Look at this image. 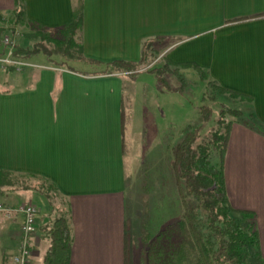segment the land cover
<instances>
[{"label": "crops", "instance_id": "crops-1", "mask_svg": "<svg viewBox=\"0 0 264 264\" xmlns=\"http://www.w3.org/2000/svg\"><path fill=\"white\" fill-rule=\"evenodd\" d=\"M24 3L29 23L50 31L73 18L75 0ZM15 8L16 0H0V17L11 15ZM81 38L85 56L103 63L138 62L142 44L159 39L156 43L164 47L163 57L171 68L195 74L194 68L181 67L195 64L206 80L252 98L249 106L259 128L234 121L225 178L231 205L255 214L264 259V0H85ZM29 59L42 67L0 69V171L25 182L47 179L61 195L51 203L36 190L0 194V204L12 207L36 205L35 194L47 202L48 215L37 206L38 231L32 238L30 264H43L42 253L50 247L47 230L61 213L72 237L70 264H126V233L129 264H146L144 239L149 235L152 240L166 226V218L176 220L182 210L166 212L164 191L157 200L142 196L143 204L131 207L128 162L138 185L139 173L149 170L142 164L147 153L155 154L157 143L158 153L166 150V134L172 150L186 127V104L177 97L181 93L166 92L158 82L126 84L128 77L136 80L145 72L98 74L94 66L82 63L81 69H71L44 54ZM140 87L159 93L148 96L154 102L166 96L171 107L167 121L165 115L147 119L139 114ZM146 119L150 135L143 147L137 141L146 133ZM157 161L154 156L152 165ZM18 191L23 192L22 201L15 199ZM22 220L18 213L7 217L0 212V264H13Z\"/></svg>", "mask_w": 264, "mask_h": 264}, {"label": "trees", "instance_id": "trees-1", "mask_svg": "<svg viewBox=\"0 0 264 264\" xmlns=\"http://www.w3.org/2000/svg\"><path fill=\"white\" fill-rule=\"evenodd\" d=\"M84 5L85 0H75L72 20L50 31L42 26L30 24L26 17L24 0H16V8L9 19L12 29L28 25L33 29L29 37L40 40L35 42L33 48H24L17 44L15 54L25 58L38 54L50 58L59 56L62 59L59 65L72 69L70 63H83L98 68V74L140 73L159 39H150L142 44L138 62L118 60L103 63L90 59L85 56L81 38ZM170 40L175 42L178 39ZM165 62L161 69L149 71L154 73L157 82L164 86L166 84L163 71L174 74L178 72L177 68H171L168 60ZM181 67L194 68L205 76L195 64L184 63ZM214 85L221 93L252 103V98L248 96L227 90L215 83ZM230 114L250 127L259 128L253 114L250 117H245L240 111H231ZM212 115L211 108L200 107L198 120L185 127L182 136L172 147L170 168L179 193L182 216L166 223L163 230L152 240L147 235L143 241L147 247L146 264H264L254 212L235 209L227 194L225 160L234 121L227 122L221 118L217 121V126L204 136L201 130L210 122ZM213 154H217L219 159L216 164L212 162ZM35 180L25 182L19 176L0 171V194L7 191L36 190L44 194L51 203L60 198L55 184L44 178ZM47 235L50 247L44 256L43 264H70L72 237L64 213L53 220ZM129 243V235L126 233V264H129ZM252 258H255V262Z\"/></svg>", "mask_w": 264, "mask_h": 264}, {"label": "rangeland", "instance_id": "rangeland-1", "mask_svg": "<svg viewBox=\"0 0 264 264\" xmlns=\"http://www.w3.org/2000/svg\"><path fill=\"white\" fill-rule=\"evenodd\" d=\"M11 15H7L5 17H0V41L5 37H11L19 46L24 48H33L35 42H38L40 39H32L29 37V34L33 32V29L28 27V25H20L15 30L12 29V25L9 23ZM14 31V34H13ZM54 31V30H52ZM164 47L160 44H154V47L150 51V59L149 61L141 67L140 71L145 72L137 76L136 80L134 77H128L131 80H128L126 84L134 85H151L158 84L157 79L154 73L149 72L153 71V69H161L165 65V58L163 57ZM55 61L61 62L62 59L59 56H53ZM70 66L74 69H81L82 63H70ZM174 69V68H172ZM177 73L173 72H164L163 71V79L165 81L166 86L160 84L162 87L166 88V92H174L179 91L177 97L181 99V104H186V112H185V121L186 126L192 124L197 121L199 118V109L202 106H206L212 109L213 115L207 124H205L201 130L202 135L208 134V132L217 126V121L221 118H224L227 122L229 121H241L239 118L232 117L230 114L231 111H240L245 117H250L251 108L250 102L246 99H242L239 97H232L229 94L221 93L213 82L206 80V76H202L200 72L193 73L188 72L185 74L181 73V70L178 69ZM137 75V74H135ZM134 75V76H135ZM138 86V85H137ZM138 94L141 96V102H139L138 112L145 118L149 119L152 115L155 116H166V121L170 118V108H168V101H166V96L162 98L160 101H155V99H149L148 96L156 97L159 93L152 91L151 93L147 88L140 87ZM168 97H174L168 95ZM159 98V97H158ZM141 110V111H139ZM178 115V113H176ZM184 113H181V118L183 119ZM146 119V133L141 134L143 137L138 145L145 147V144L149 141V122ZM242 122V121H241ZM182 123V122H181ZM182 125V124H181ZM183 128V127H182ZM185 129V128H184ZM179 131L178 136H182L183 130ZM140 137V136H139ZM145 138V139H144ZM143 140V141H142ZM170 142H172L169 135L166 134V150L164 152L158 153L159 147L158 143L155 146V154L152 152L147 153L146 161H143V167L149 169L146 172L139 173L140 180L139 186L135 182L136 175L130 170L131 168V145L132 141L130 140V133L127 135L126 141V154L128 157V191H127V200L128 204L130 203L131 207L134 205L143 204L142 196L148 195L151 198H155V200L159 199L160 196L157 194L161 192H165L166 195V212L169 210V213H174L176 207L182 210L181 205L179 204V196L178 190L175 185L174 176L172 174L170 168V162L172 160V150L170 149ZM143 143V144H142ZM142 144V145H141ZM138 148L141 150L142 147ZM145 154V153H144ZM153 154V155H152ZM155 156V161L158 160L157 165H152V158ZM141 160V157H139ZM217 154H213L212 162L216 164L218 162ZM142 175V176H141ZM36 181V180H35ZM19 195V196H17ZM23 192H19L16 194V200L22 201ZM161 195V194H159ZM34 196V195H32ZM35 202L36 206L41 208L42 215H48L47 202L42 195L35 194ZM26 201H29V198H25ZM179 201V202H178ZM69 221L71 222L70 214L67 213ZM168 214V213H167ZM57 216V215H56ZM169 217L166 218V223L170 222ZM72 230V229H71ZM46 254V251L42 253ZM252 261L255 262V258H252Z\"/></svg>", "mask_w": 264, "mask_h": 264}, {"label": "built area", "instance_id": "built-area-1", "mask_svg": "<svg viewBox=\"0 0 264 264\" xmlns=\"http://www.w3.org/2000/svg\"><path fill=\"white\" fill-rule=\"evenodd\" d=\"M17 43L11 37L2 40V50L0 51V69L23 71L26 68L42 67L32 62L29 58L17 56L15 54ZM0 212L10 217L14 213L22 216L21 241L18 252L12 257L13 264H30L33 256L32 238L38 231L39 208L32 203L22 204L18 207L0 204Z\"/></svg>", "mask_w": 264, "mask_h": 264}]
</instances>
